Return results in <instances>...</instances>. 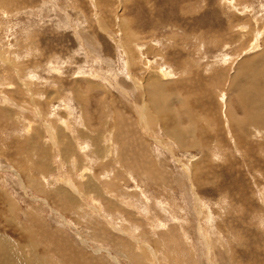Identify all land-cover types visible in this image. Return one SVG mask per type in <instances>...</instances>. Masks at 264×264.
Instances as JSON below:
<instances>
[{
  "label": "rangeland",
  "instance_id": "374dc122",
  "mask_svg": "<svg viewBox=\"0 0 264 264\" xmlns=\"http://www.w3.org/2000/svg\"><path fill=\"white\" fill-rule=\"evenodd\" d=\"M262 55L264 0H0V264H264Z\"/></svg>",
  "mask_w": 264,
  "mask_h": 264
},
{
  "label": "bare ground",
  "instance_id": "6f19581e",
  "mask_svg": "<svg viewBox=\"0 0 264 264\" xmlns=\"http://www.w3.org/2000/svg\"><path fill=\"white\" fill-rule=\"evenodd\" d=\"M243 30V29H242ZM253 31V30H252ZM258 31V30H257ZM260 31V30H259ZM261 33H259V35H260ZM128 35V34H127ZM254 35H256L255 34V32H254ZM257 37H258V35H256ZM256 38V37H255ZM134 39V38H133ZM253 40H254V38H253ZM252 40V41H253ZM263 40V39H262ZM253 45V46H252ZM251 46H252V48H255V47H257L258 46V44H257V39H255V42H253V44H252ZM259 47V46H258ZM250 48V47H249ZM124 49V48H123ZM142 51V50H141ZM262 56H264V55H262ZM224 57V56H223ZM238 57V56H237ZM255 57V56H254ZM223 59V58H222ZM224 60V59H223ZM225 61V60H224ZM226 63V62H225ZM149 64V63H148ZM243 64V63H242ZM59 65V64H58ZM14 68V67H13ZM157 74V76L156 77H158L159 79H161V80H164V79H168L167 77H170V71H167V70H165V69H160V70H157V72H156ZM17 76V75H16ZM33 77H31V79H32ZM161 80H158L157 78L152 82V84L149 86V90H150V94H149V96H150V99H151V101H152V103H154V106H156V105H163L164 104V99L162 98V96H163V87H162V85H161V83H162V81ZM244 80V79H243ZM247 79H245V83L243 84V85H241V87H244L246 84H248L247 82L248 81H250L251 79H249L248 78V80L246 81ZM241 83V82H240ZM136 84V86H138V88L140 87L137 83H135ZM251 84H253V89L256 87V85L258 84V82H254V83H251ZM148 85V84H147ZM241 87H237L238 88V92H239V98H241V100L242 101H245L246 100V102H245V105H244V114H246V117L244 118V120L245 121H247L249 124H254V122H256L257 120L258 121H260V120H262V119H264V116H262L263 114L261 113V110H263L264 109V101L262 102V97H261V91L262 90H259V88H257V90L255 91V90H253V93H254V97L253 98H248L249 96H247V95H249V94H247L246 93V91L245 90H243ZM263 87H264V84H263ZM148 88V87H147ZM124 89V88H123ZM122 89V90H123ZM140 89H141V91L143 92L142 93V100H144V96L147 94V93H145V91H146V87H140ZM143 89H145V90H143ZM262 89V88H261ZM24 90V89H23ZM125 90V89H124ZM176 90V89H175ZM259 90V91H258ZM24 92V91H23ZM123 94H126V93H128V92H126V91H123L122 92ZM149 93V92H148ZM139 96V95H138ZM187 97V96H186ZM166 101V100H165ZM4 102V101H3ZM6 102V101H5ZM223 102V101H222ZM144 101H142V103L140 104V105H136L135 106V108H136V112L138 113L137 115H138V117H139V120H140V123L142 124V125H144L145 126V128H146V130H150L149 128V126H150V122H151V120H150V117L146 114V112H145V105H144ZM166 103V102H165ZM54 105V104H53ZM161 105V106H162ZM34 106V105H33ZM217 106V105H216ZM227 106V105H226ZM157 107V106H156ZM160 107V106H159ZM69 108V107H68ZM228 108V107H227ZM12 110V109H11ZM15 112V111H14ZM38 113V112H37ZM52 115V114H51ZM22 124V123H21ZM140 124V125H141ZM52 126V125H51ZM46 127H47V125H46ZM54 128V127H53ZM69 128H71V127H69ZM49 129V128H48ZM45 130V129H44ZM43 130V131H44ZM45 131H50V130H45ZM44 131V132H45ZM151 131V130H150ZM188 132V134L190 133L189 131H186V132H183V131H176L175 132V134L177 135L176 137H177V139L178 140H180L181 141V136H183V135H185V133H187ZM170 133V132H169ZM49 134V133H48ZM190 135H192V134H190ZM176 142V141H175ZM55 143V142H54ZM179 143V142H178ZM76 144V143H75ZM82 144V143H81ZM54 145V144H53ZM66 147V146H65ZM79 147H80V144H79ZM58 148V147H57ZM82 148V147H81ZM83 148L85 149V148H87V146L85 145H83ZM82 148V149H83ZM55 150H56V148H55ZM125 154V153H124ZM71 156H73V155H71ZM89 159V158H88ZM102 166V165H101ZM43 167V166H42ZM42 178V177H41ZM114 179V178H113ZM67 182V181H66ZM90 182V181H89ZM65 183V182H64ZM115 183V182H114ZM87 186H89V185H87ZM93 186V185H92ZM82 187V186H81ZM76 188V187H75ZM89 188V187H88ZM87 188V189H88ZM91 189H92V187H91ZM77 191H80V189L78 188V190ZM87 191V190H86ZM65 192V195H64V198H66V195H67V192L66 191H64ZM80 193H81V191H80ZM91 193V192H90ZM85 194H87V192L85 193ZM62 196V195H61ZM91 198V197H90ZM93 199V198H92ZM63 201H65L64 199H62ZM68 206V205H67ZM136 241V240H135ZM140 242V241H139ZM142 242V241H141ZM1 244V243H0ZM32 244V243H31ZM12 246L14 247V244L12 243ZM147 246V248H148V245H146ZM176 248V247H175ZM35 250V249H34ZM36 251V250H35ZM14 252L16 253V248H15V250H14ZM40 256V255H39ZM44 259L43 258H39V259H36V262H35V260H33L32 261V263L33 264H46V263H44V261H43Z\"/></svg>",
  "mask_w": 264,
  "mask_h": 264
}]
</instances>
